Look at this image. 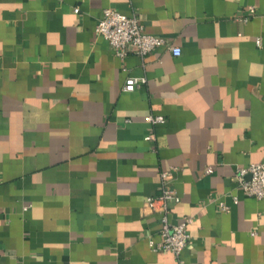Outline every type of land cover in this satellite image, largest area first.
<instances>
[{"label": "crops", "instance_id": "0c3cea01", "mask_svg": "<svg viewBox=\"0 0 264 264\" xmlns=\"http://www.w3.org/2000/svg\"><path fill=\"white\" fill-rule=\"evenodd\" d=\"M106 7L164 45L118 57L94 32ZM253 162L264 0H0V264H264V196L233 178ZM163 171L167 221L189 218L178 257L143 205Z\"/></svg>", "mask_w": 264, "mask_h": 264}, {"label": "built area", "instance_id": "2783aa9c", "mask_svg": "<svg viewBox=\"0 0 264 264\" xmlns=\"http://www.w3.org/2000/svg\"><path fill=\"white\" fill-rule=\"evenodd\" d=\"M73 11L76 12L77 8L74 7ZM248 12L253 14V8L249 7ZM94 32L107 41L118 57H122L128 49L136 55L144 56L153 48L165 43L162 37L144 32L135 15L127 16L108 7L102 9L100 18L94 24ZM254 43L259 46L260 41L257 37H255ZM168 49L173 56L179 54V49L176 46H168ZM142 83H144L143 77H126L121 88L124 91H131ZM146 121L154 124L160 122L161 117L159 115H148ZM144 139L147 141L152 140L153 133H146ZM210 171L209 167L204 170L205 173ZM159 176L162 184L160 192L157 195L146 196L143 201L145 209L158 212L160 215L158 231L160 239L152 246V249L168 250L174 257H178L180 251L190 241L189 234L186 231L189 218L185 217L178 223L167 221L169 203L178 201V198L167 187L168 174L163 171L160 172ZM233 178L245 195L255 199H261L264 196V163L253 162L246 166L237 167ZM233 202H236L235 197ZM221 209L226 210V207L221 205Z\"/></svg>", "mask_w": 264, "mask_h": 264}]
</instances>
